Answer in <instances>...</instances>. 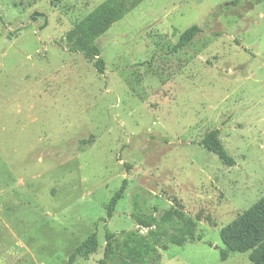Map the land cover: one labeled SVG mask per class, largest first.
<instances>
[{
  "label": "rangeland",
  "instance_id": "rangeland-1",
  "mask_svg": "<svg viewBox=\"0 0 264 264\" xmlns=\"http://www.w3.org/2000/svg\"><path fill=\"white\" fill-rule=\"evenodd\" d=\"M103 1L0 0V264H66L95 231L74 264H99L107 228L147 233L135 197L197 225L149 264H252L221 259L220 230L264 195V0H144L97 40L99 73L68 32ZM212 130L235 165L198 144Z\"/></svg>",
  "mask_w": 264,
  "mask_h": 264
},
{
  "label": "trees",
  "instance_id": "trees-1",
  "mask_svg": "<svg viewBox=\"0 0 264 264\" xmlns=\"http://www.w3.org/2000/svg\"><path fill=\"white\" fill-rule=\"evenodd\" d=\"M143 1L105 0L100 3L68 32L71 51L81 53L86 59L94 61L97 71L105 73L106 62L97 40ZM202 30L197 24L187 28L181 34L174 51L183 50ZM198 144L216 154L226 165L236 164L235 157L228 152L220 139L219 130L206 133ZM127 186L128 179L125 178L107 205V220L114 216ZM174 202L175 208L165 211L158 217L156 209L153 211L145 209L139 198L135 197L131 215L140 227L147 229V233L142 234L140 230H124L117 234L107 228L104 256L99 260V264H149V258L159 262L162 258L161 249H168L170 243L184 245L188 240H195L196 222L185 215L182 211L183 205L177 199ZM173 225L181 236L167 241L165 240L167 228ZM220 237L225 245L220 251L222 260H227L232 252L252 251V264H264V195L233 222L222 227ZM98 248L99 236L95 231L75 247L66 264H74L78 257L87 258L97 252Z\"/></svg>",
  "mask_w": 264,
  "mask_h": 264
},
{
  "label": "water",
  "instance_id": "water-1",
  "mask_svg": "<svg viewBox=\"0 0 264 264\" xmlns=\"http://www.w3.org/2000/svg\"><path fill=\"white\" fill-rule=\"evenodd\" d=\"M37 17H40L41 19H45L46 20V18H45V16H44L43 13L36 12L35 15H34V17H33V20L37 19ZM22 29H23V27H20L16 31H20Z\"/></svg>",
  "mask_w": 264,
  "mask_h": 264
}]
</instances>
